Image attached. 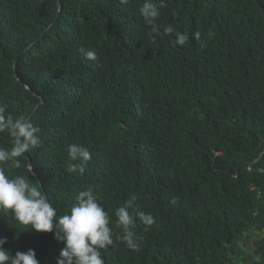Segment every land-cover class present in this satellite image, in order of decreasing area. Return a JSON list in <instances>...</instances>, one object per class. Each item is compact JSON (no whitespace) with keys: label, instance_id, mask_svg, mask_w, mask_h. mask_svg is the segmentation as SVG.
I'll return each mask as SVG.
<instances>
[{"label":"trees","instance_id":"obj_1","mask_svg":"<svg viewBox=\"0 0 264 264\" xmlns=\"http://www.w3.org/2000/svg\"><path fill=\"white\" fill-rule=\"evenodd\" d=\"M143 2L0 0V106L41 138L9 174L41 183L57 216L91 188L114 233L105 264H264V171L250 169L261 154L264 168V0H164L154 26ZM176 31L185 45H172ZM70 144L91 159L72 161ZM133 197L138 250L118 239L115 215ZM249 232L260 234L253 252ZM0 236L41 264L65 247L11 212Z\"/></svg>","mask_w":264,"mask_h":264},{"label":"clouds","instance_id":"obj_2","mask_svg":"<svg viewBox=\"0 0 264 264\" xmlns=\"http://www.w3.org/2000/svg\"><path fill=\"white\" fill-rule=\"evenodd\" d=\"M127 4L128 0H120ZM164 0H160L159 7L153 0H144L139 7V13L148 25H155L160 16V7ZM173 26H166L161 33L153 27V42L156 36H171ZM196 39L200 33L194 34ZM188 36L176 31L171 43L173 46L185 45ZM83 51V50H82ZM87 59L95 60L96 53H83ZM40 129L34 126L31 119L25 116L13 118L5 107L0 106V134H7L12 141L10 149L0 147V213L11 212L15 221L20 225L29 226L36 232L53 233L54 238L64 242L65 247L60 250L56 264H105L101 249L114 243V233L109 227V215L104 206L98 202L91 188L81 191L70 206V210L57 216V210L52 205L46 193L41 190L42 184H34L26 175H10L9 169H20L23 154L41 145L38 135ZM68 156L72 161L87 163L91 153L82 145L70 144L67 147ZM71 171L75 170L73 166ZM82 170V169H81ZM27 172L35 175L33 167L28 166ZM135 197L129 199L116 209V225L121 228L123 235L118 239L126 242L132 250H138L135 233L131 230L135 226V217L129 209L134 205ZM146 225H152L155 218L151 214L137 213ZM8 238L0 236V264H41L36 251L29 248L26 252L16 251L13 255L4 245Z\"/></svg>","mask_w":264,"mask_h":264},{"label":"rangeland","instance_id":"obj_3","mask_svg":"<svg viewBox=\"0 0 264 264\" xmlns=\"http://www.w3.org/2000/svg\"><path fill=\"white\" fill-rule=\"evenodd\" d=\"M260 238V234L257 232H249L248 235L243 240L244 246L253 252L255 250V241Z\"/></svg>","mask_w":264,"mask_h":264},{"label":"water","instance_id":"obj_4","mask_svg":"<svg viewBox=\"0 0 264 264\" xmlns=\"http://www.w3.org/2000/svg\"><path fill=\"white\" fill-rule=\"evenodd\" d=\"M59 7L61 8L62 7V3H61V0H59ZM263 154H261L259 157H257L251 164H250V169L251 170H257V171H264V168L263 167H256L255 163L261 158ZM29 165L33 167V172L35 173V169H34V166H33V162L30 158V161H29ZM245 239V237L243 238V240ZM243 240H242V243H243ZM244 245V244H243Z\"/></svg>","mask_w":264,"mask_h":264},{"label":"flooded vegetation","instance_id":"obj_5","mask_svg":"<svg viewBox=\"0 0 264 264\" xmlns=\"http://www.w3.org/2000/svg\"><path fill=\"white\" fill-rule=\"evenodd\" d=\"M248 235V234H247Z\"/></svg>","mask_w":264,"mask_h":264}]
</instances>
